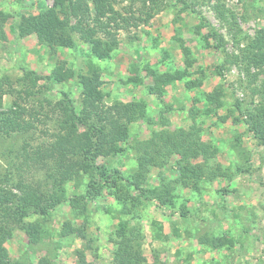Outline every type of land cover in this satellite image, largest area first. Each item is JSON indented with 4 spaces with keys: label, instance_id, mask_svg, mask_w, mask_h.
I'll list each match as a JSON object with an SVG mask.
<instances>
[{
    "label": "rangeland",
    "instance_id": "1",
    "mask_svg": "<svg viewBox=\"0 0 264 264\" xmlns=\"http://www.w3.org/2000/svg\"><path fill=\"white\" fill-rule=\"evenodd\" d=\"M144 1L158 9L157 15L138 28L114 31L116 45L103 37L110 58L99 60L79 35L69 49L61 45L50 48L31 33L20 35L17 26L21 18L44 12L54 0H0V27L5 36L0 37V82L8 78L16 90H21L27 72L39 79L36 95L23 106L36 115L38 133L34 144H41L58 131L55 121L59 116L52 114L49 103L57 105L65 93L81 109L86 92L79 76L97 70L104 106L131 102L147 106L144 115L129 121L130 136L122 144L124 154L101 157L100 163L131 174L138 165V154L131 147L137 141L148 140L153 132L189 131L195 127L201 140L217 150L211 164L220 165L225 176L202 181L199 190L180 182L175 189L174 209L146 201L124 214L113 192L104 191L87 203L83 216H77L70 199L85 193V176L83 186H67L66 201L50 215L29 219L40 223L43 235L32 240L26 231L15 227L6 245L11 264H115L112 238L120 222L125 221L142 232L141 251L146 264H264V149L245 123L246 113L261 104L254 90L263 82L264 69L248 73L244 56L229 35L230 28L218 21L207 5L199 6L197 14L181 11L183 4L176 0H156L155 4L151 2L154 0H121L116 8L129 17L128 13L138 12ZM222 1L239 17L245 35L243 48L264 28V0ZM61 18L73 24L77 20L66 15ZM211 29L224 37L221 49H216L207 37ZM190 62H194L191 67ZM60 65L72 69L75 78L64 83L49 79ZM177 71L187 76L165 86L159 95L150 94L149 87L156 85L154 74ZM255 74H259L258 80L253 82ZM7 89L3 86V92ZM1 96L4 110L19 101L18 94ZM84 131L82 126L77 129L78 134ZM10 143V139L0 138V171L8 166L5 154L9 155ZM20 146V142L15 144L12 156L19 154ZM16 162L22 164V157ZM197 163L203 160L175 155L164 168L151 170L150 186L158 185L160 176L166 183L176 181L181 177L180 166ZM33 171L24 174L26 181H35L44 174ZM183 209L188 211L186 217L181 216ZM68 223L82 229L85 238L63 237L62 229ZM214 238L232 240V244L213 249L209 242Z\"/></svg>",
    "mask_w": 264,
    "mask_h": 264
},
{
    "label": "trees",
    "instance_id": "2",
    "mask_svg": "<svg viewBox=\"0 0 264 264\" xmlns=\"http://www.w3.org/2000/svg\"><path fill=\"white\" fill-rule=\"evenodd\" d=\"M121 0H54V5L38 15L23 16L17 30L21 36L28 33L36 35L40 43L50 48L63 46L72 48L76 43V36L91 46V53L99 60L110 58V52L105 40L116 45L114 31L138 28L140 23H149L158 13L153 7L144 6L138 12H129V17L117 10ZM183 4L181 11L191 10L197 14V8L207 5L215 17L230 28L229 35L236 48H240L247 65L251 70L264 69V28L257 31L255 37L247 46L241 48L245 38L238 22L239 17L227 9L222 0H176ZM153 4L156 0L151 1ZM138 13V15H137ZM61 15L76 18V23H66ZM0 27V37L3 36ZM105 37V40H103ZM207 37L214 41L215 48L221 49L225 45L224 37L211 29ZM194 62H190V67ZM152 74L155 72H151ZM155 75L154 86L149 87L150 94L159 95L164 87L175 81L182 80L186 72L177 71L172 74L166 72ZM255 74L253 82L258 80ZM75 78L72 69L64 66L56 67L49 79L56 83L68 82ZM100 73L91 70L90 74L80 75L79 83L86 92L82 108L78 109L74 101L63 94L61 100L53 106L52 114H58L55 123L58 124L57 133L41 144H36L38 133L35 123L36 115L28 109L26 102L36 95L39 79L33 72H27L22 81V89L16 90L8 78L0 82V138L11 140L9 155L5 154L8 166L0 171V264H11L7 249V242L13 235L15 227H20L32 240L40 237L44 229L38 222H29L35 215L47 217L50 212L62 205L68 195L67 186H83L82 179L88 183L84 186L85 193L73 195L70 199L71 207L77 216H83L88 202L96 200L104 191H112L115 199L122 205L124 214H130L139 204L146 201H156L163 207L177 206L176 185L181 182L185 187L199 190L202 181L225 176L220 165L214 166L217 150L211 149L199 136V128L192 127L189 131L153 132L148 140H139L131 147L138 154L137 169L131 174L109 164L100 163V158L123 155L126 148L123 143L130 136L129 121L144 115L147 110L142 102L120 103L114 106L102 104L103 94L98 90L102 85ZM200 85V84H199ZM3 86L8 87L3 92ZM2 94L15 96L18 100L9 109L4 110ZM254 94L261 97V104L255 111L246 113V125L260 147L264 149V76L261 85L257 86ZM30 98V99H29ZM241 111L242 108L238 106ZM85 128L78 134L77 129ZM21 143L19 154L15 157L14 146ZM180 155L183 159L203 163L190 166H180V178L171 183L160 176L158 185L150 186V172L154 168H164L169 159ZM22 157V164L16 160ZM264 163V153L261 156ZM33 169L44 171L42 178L26 181L24 174L34 172ZM36 175V173H35ZM174 184V185H172ZM188 211L183 209L182 217ZM61 235L67 237L75 235L85 238L82 229L74 228L68 223L62 229ZM142 232L129 222H120L114 234L116 245L114 253L115 264H146V258L141 251ZM213 249H220L232 244V240L214 238L209 242Z\"/></svg>",
    "mask_w": 264,
    "mask_h": 264
}]
</instances>
